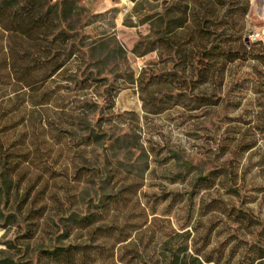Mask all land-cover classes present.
I'll list each match as a JSON object with an SVG mask.
<instances>
[{"label": "rangeland", "instance_id": "obj_1", "mask_svg": "<svg viewBox=\"0 0 264 264\" xmlns=\"http://www.w3.org/2000/svg\"><path fill=\"white\" fill-rule=\"evenodd\" d=\"M56 2L63 12V25L84 36L86 44L80 49L91 52L81 64L72 62L69 67L79 68L78 76L94 73L104 79L103 87L87 90L75 104L84 107L79 112L90 125L98 118L101 138L86 150L82 161L73 160L74 168L88 177H83L84 185L72 188L69 212L86 213L103 194L133 192L135 187L120 185L124 177L129 183H141V188L136 196L127 194L119 222L141 223L144 210V228L155 233L153 240L164 244L156 255L168 256L167 250L177 246H186L189 254L196 250L214 257L225 247L224 259L229 252L244 254L264 226V41L245 42L259 24L246 19L250 0H225L228 11L223 23L211 28L233 61L222 78L191 90L190 83L184 87L182 82L192 77L173 70L168 55L131 54L134 47L140 53L150 48V35L141 18L144 9L145 14L153 10V4L50 0V4ZM150 74L182 82L171 81L150 91L143 83ZM151 98L166 110L151 115ZM73 124L74 141L79 143L88 131L80 121ZM251 140L256 142L254 149L242 154L236 150L239 142ZM72 168L71 163V173L76 170ZM104 172L112 179L102 181ZM207 174L208 181L199 180ZM230 187L237 195H232ZM232 208L251 214L254 225L233 224ZM11 237L12 231L0 230V242ZM125 255L127 261L130 255ZM115 264L124 263L117 256Z\"/></svg>", "mask_w": 264, "mask_h": 264}, {"label": "trees", "instance_id": "obj_2", "mask_svg": "<svg viewBox=\"0 0 264 264\" xmlns=\"http://www.w3.org/2000/svg\"><path fill=\"white\" fill-rule=\"evenodd\" d=\"M141 2H152V9H160L141 18L149 26L150 48L140 53L134 47L131 54L156 52L161 57L164 53L173 70L192 77L185 83L150 74L143 82L148 90L171 85V81L182 82L184 87L190 83L191 90L223 77L233 58L220 48V35L211 25L223 23L228 11L225 0ZM56 3L0 0V230L12 231L10 239L0 242V264H115L117 256L124 264H264V226L242 255L229 252L224 259L225 247L216 257L196 250L189 254L186 246L169 248L168 256L156 255L164 244L153 240L155 233L144 228V210L141 223L119 222L127 194L136 196L141 188V183H129L124 177L120 185L135 187L133 192L103 194L86 213L69 212L72 188L84 185L83 177H88L74 168L73 160L82 161L86 150L101 138L98 118L90 125L79 112L84 107L75 104L87 90L103 87L104 79L94 73L78 76L79 68L69 67L89 58L90 51L80 49L86 44L84 36L63 25V12ZM246 11L247 5L243 15ZM152 107L151 115L166 110L154 100ZM75 121L88 131L79 143L74 141ZM255 146V140L239 142L236 150L247 153ZM71 163L76 169L72 173ZM100 179L112 176L104 172ZM200 179L208 181L209 175ZM230 191L237 195L233 187ZM231 210L237 227L254 225L251 214ZM150 241L155 242L151 245ZM124 254L130 255L127 261Z\"/></svg>", "mask_w": 264, "mask_h": 264}, {"label": "built area", "instance_id": "obj_3", "mask_svg": "<svg viewBox=\"0 0 264 264\" xmlns=\"http://www.w3.org/2000/svg\"><path fill=\"white\" fill-rule=\"evenodd\" d=\"M247 21L259 23L250 30L247 40L249 43L264 41V0H250V8L246 15Z\"/></svg>", "mask_w": 264, "mask_h": 264}, {"label": "crops", "instance_id": "obj_4", "mask_svg": "<svg viewBox=\"0 0 264 264\" xmlns=\"http://www.w3.org/2000/svg\"><path fill=\"white\" fill-rule=\"evenodd\" d=\"M130 1H131L132 3H134V5H136L138 2L141 3V0H130ZM132 3H131V4H132ZM148 3L153 4V6L155 5V4L152 3V2H148ZM125 6H126V5H125ZM126 9H128V8H126ZM159 9H160V7H157L156 9H153L152 12H153L154 10H157V11L159 12ZM144 11H145V12H144L143 15H147V14H145V13H147L145 9H144ZM152 12H151V13H152ZM143 15H142V16H143ZM141 24H142L143 26H142V25H140V26L145 27V28L147 29L146 32L149 33V26H148V24H147V23H141Z\"/></svg>", "mask_w": 264, "mask_h": 264}, {"label": "water", "instance_id": "obj_5", "mask_svg": "<svg viewBox=\"0 0 264 264\" xmlns=\"http://www.w3.org/2000/svg\"><path fill=\"white\" fill-rule=\"evenodd\" d=\"M245 42L248 44V40H245Z\"/></svg>", "mask_w": 264, "mask_h": 264}]
</instances>
